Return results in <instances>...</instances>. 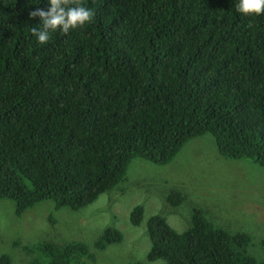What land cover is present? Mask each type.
Returning <instances> with one entry per match:
<instances>
[{
	"label": "trees",
	"instance_id": "16d2710c",
	"mask_svg": "<svg viewBox=\"0 0 264 264\" xmlns=\"http://www.w3.org/2000/svg\"><path fill=\"white\" fill-rule=\"evenodd\" d=\"M235 2L68 0L91 22L41 45L28 13L47 0H0V200L19 216L45 200L77 211L118 186L134 159L167 164L208 133L223 156L264 165V13L242 15ZM143 211L132 210L134 225ZM147 233L148 264H264L247 232L200 210L182 233L159 215ZM122 240L108 228L94 247ZM21 252L24 264H87L90 247L34 241Z\"/></svg>",
	"mask_w": 264,
	"mask_h": 264
},
{
	"label": "rangeland",
	"instance_id": "374dc122",
	"mask_svg": "<svg viewBox=\"0 0 264 264\" xmlns=\"http://www.w3.org/2000/svg\"><path fill=\"white\" fill-rule=\"evenodd\" d=\"M174 192L183 197L178 206L168 200ZM138 205L144 211L136 226L131 212ZM15 210L13 201L0 200V257L9 255L11 264H24L21 249L34 241H84L90 247L87 264H148V220L162 216L182 233L195 210L217 228L247 232L254 242L250 252L264 260V165L223 156L210 133L187 142L167 164L134 159L118 186L77 211L58 210L51 200L20 216ZM108 228L120 230L123 240L95 248Z\"/></svg>",
	"mask_w": 264,
	"mask_h": 264
},
{
	"label": "clouds",
	"instance_id": "9594fccd",
	"mask_svg": "<svg viewBox=\"0 0 264 264\" xmlns=\"http://www.w3.org/2000/svg\"><path fill=\"white\" fill-rule=\"evenodd\" d=\"M47 3L50 7L46 11L36 7L28 13L29 19L39 18V28H32L31 33L41 45L48 43L52 32L68 33L91 22L94 15L79 3L70 6L68 0H47ZM235 11L242 15H259L264 13V0H236Z\"/></svg>",
	"mask_w": 264,
	"mask_h": 264
}]
</instances>
